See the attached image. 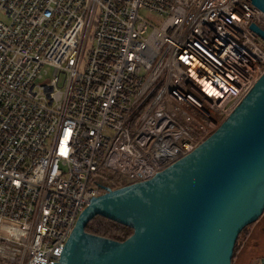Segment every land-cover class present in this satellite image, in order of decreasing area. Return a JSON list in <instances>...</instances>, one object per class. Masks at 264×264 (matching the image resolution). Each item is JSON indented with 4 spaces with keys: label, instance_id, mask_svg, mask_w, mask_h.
<instances>
[{
    "label": "built area",
    "instance_id": "1",
    "mask_svg": "<svg viewBox=\"0 0 264 264\" xmlns=\"http://www.w3.org/2000/svg\"><path fill=\"white\" fill-rule=\"evenodd\" d=\"M1 15L0 264H57L112 174L152 178L264 74L250 0H0Z\"/></svg>",
    "mask_w": 264,
    "mask_h": 264
},
{
    "label": "water",
    "instance_id": "2",
    "mask_svg": "<svg viewBox=\"0 0 264 264\" xmlns=\"http://www.w3.org/2000/svg\"><path fill=\"white\" fill-rule=\"evenodd\" d=\"M250 1L264 11V0ZM103 188L57 264H232L240 233L264 213V74L192 151L150 179ZM97 215L133 234L119 241L87 231Z\"/></svg>",
    "mask_w": 264,
    "mask_h": 264
},
{
    "label": "trees",
    "instance_id": "3",
    "mask_svg": "<svg viewBox=\"0 0 264 264\" xmlns=\"http://www.w3.org/2000/svg\"><path fill=\"white\" fill-rule=\"evenodd\" d=\"M111 176L115 180V183L113 184L112 188H117L127 184L125 181L122 180L119 174H112ZM246 228L247 226L242 230L240 235L244 232ZM86 230L119 241L126 240L129 236L133 234L134 231L133 228L129 226L118 223L114 220H111L101 215H97L96 217H94L88 223ZM237 244H238V240L236 242V246Z\"/></svg>",
    "mask_w": 264,
    "mask_h": 264
},
{
    "label": "flooded vegetation",
    "instance_id": "4",
    "mask_svg": "<svg viewBox=\"0 0 264 264\" xmlns=\"http://www.w3.org/2000/svg\"><path fill=\"white\" fill-rule=\"evenodd\" d=\"M252 228L253 230L250 229V227L248 228L247 226V228L244 230L245 239L241 247L242 254L241 256H239L240 258H237V260L234 259V255H233L232 264H264V240H260L258 238V234L257 231L255 230V227ZM261 230L263 231L259 233L264 232V227H261ZM257 248L259 249V252L258 251L256 252ZM235 249H236V245H235Z\"/></svg>",
    "mask_w": 264,
    "mask_h": 264
},
{
    "label": "rangeland",
    "instance_id": "5",
    "mask_svg": "<svg viewBox=\"0 0 264 264\" xmlns=\"http://www.w3.org/2000/svg\"><path fill=\"white\" fill-rule=\"evenodd\" d=\"M141 13L148 17L150 20H152L153 22H155L156 24L160 25L161 22L163 21L164 17L162 15H159V14H154L153 12H150V11H147V10H142ZM0 19L2 20H7V17L4 16V15H1L0 16ZM250 227V229L253 230L252 227H255V230L257 231V234H258V238L260 240H264V232L263 233H259V232H262L263 230H261V227H264V213L260 216L259 220L251 225L248 226V228ZM249 229V230H250ZM245 232V231H244ZM244 232L239 236L238 238V244L236 246V249L234 251V259L237 260V258H240L239 256H241L242 254V244L244 242V239H245V234ZM259 252V249L257 248L256 252Z\"/></svg>",
    "mask_w": 264,
    "mask_h": 264
},
{
    "label": "bare ground",
    "instance_id": "6",
    "mask_svg": "<svg viewBox=\"0 0 264 264\" xmlns=\"http://www.w3.org/2000/svg\"><path fill=\"white\" fill-rule=\"evenodd\" d=\"M208 85V84H207ZM209 90H211L212 91V89L210 88ZM153 174V173H152Z\"/></svg>",
    "mask_w": 264,
    "mask_h": 264
}]
</instances>
